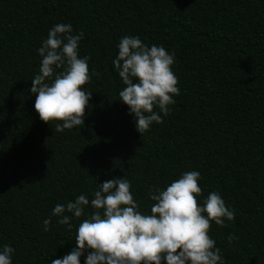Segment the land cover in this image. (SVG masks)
Segmentation results:
<instances>
[{
  "label": "trees",
  "instance_id": "obj_1",
  "mask_svg": "<svg viewBox=\"0 0 264 264\" xmlns=\"http://www.w3.org/2000/svg\"><path fill=\"white\" fill-rule=\"evenodd\" d=\"M58 23L84 32L79 56L99 73L83 86L92 92L84 126L63 132L40 119L30 91L38 49ZM124 36L175 53L180 95L142 136L112 63ZM192 170L201 204L215 191L235 211L209 232L224 264H264V0H0V249H15L13 264H51L76 246L93 209L68 231L51 215L56 204L91 200L98 184L123 176L150 214V187Z\"/></svg>",
  "mask_w": 264,
  "mask_h": 264
},
{
  "label": "clouds",
  "instance_id": "obj_2",
  "mask_svg": "<svg viewBox=\"0 0 264 264\" xmlns=\"http://www.w3.org/2000/svg\"><path fill=\"white\" fill-rule=\"evenodd\" d=\"M83 37V31L73 34L71 24L58 23L38 49L42 60L30 91L36 94L34 108L40 119L47 124L58 121L55 132L84 126L92 92L83 86L92 76H99L94 70L90 72V56H79ZM117 47L112 63L125 85L119 100L134 114L136 130L142 136L153 123H163L162 115L170 114L169 106L176 103L173 97L180 95L172 70L175 53L155 44L149 47L138 36L122 37ZM199 180L200 173L192 170L164 189L150 187L148 199L154 201L150 214L141 213L131 182L123 176L98 184L91 200L80 194L74 201L56 204L51 215L59 217L57 223L66 225L68 231L73 228V217L83 216L86 206L93 211L77 227L76 246L51 264H80L85 252V264H224L209 232L212 222L226 227L225 220L233 221L235 211L215 191L201 204ZM51 223V217L43 221L45 232ZM234 239L238 237L230 235L229 244ZM14 251L4 245L0 264H13Z\"/></svg>",
  "mask_w": 264,
  "mask_h": 264
}]
</instances>
